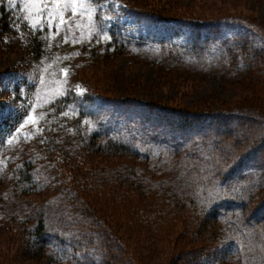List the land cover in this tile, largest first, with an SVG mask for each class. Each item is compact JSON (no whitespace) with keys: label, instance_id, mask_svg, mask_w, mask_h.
Here are the masks:
<instances>
[{"label":"trees","instance_id":"trees-1","mask_svg":"<svg viewBox=\"0 0 264 264\" xmlns=\"http://www.w3.org/2000/svg\"><path fill=\"white\" fill-rule=\"evenodd\" d=\"M131 9L143 17L171 19ZM7 19L2 4V31L10 29ZM176 20L191 33L189 40L176 46L183 51L206 47L204 35L220 30L213 23ZM201 30L207 32L201 35ZM250 35L252 30L243 28L226 37H211L221 40L228 59L232 62L236 55L240 72L254 79L256 108L209 112L121 101L128 109L139 107L142 125L149 123L152 134L159 135L161 143H155L151 155L138 147L135 135L94 118L75 95L53 97L37 143L56 155L58 163L60 155L74 183L76 190L69 193L68 233L51 236L42 215L30 228L26 219L9 216L0 229L11 232L14 255L0 252V264H7L6 259L28 264H149L168 245L171 258L161 264H230L238 259L243 239L264 233V36L255 40ZM31 44L34 50L40 48L35 40ZM102 52L103 60L122 50L112 53L103 48ZM121 103L112 118L122 109ZM109 128L117 132L107 135ZM73 136L79 153L62 151ZM96 155L116 163L105 170L88 165L87 173H79V165L90 164V157ZM214 184L221 189L214 196L205 195ZM35 186L30 174L18 177L16 187L23 194L38 195L40 189ZM232 225L237 230L227 234Z\"/></svg>","mask_w":264,"mask_h":264},{"label":"rangeland","instance_id":"rangeland-1","mask_svg":"<svg viewBox=\"0 0 264 264\" xmlns=\"http://www.w3.org/2000/svg\"><path fill=\"white\" fill-rule=\"evenodd\" d=\"M28 2L0 0L10 28H0V226L9 216H15L23 222L26 219L30 228L42 215L51 236L68 233L69 193L76 190L74 183L67 177L60 155L58 163L56 155H49L37 143L38 131L51 110L48 102L57 95L70 93L83 100V107L94 118L135 135L138 147L150 155L156 149L155 143H161L159 135L152 134L149 123L142 125L139 107L128 109L122 100L136 101L141 107L152 102L209 112L256 108L254 79L240 72L238 57L233 55L231 62L222 50L221 40L211 36L226 37L243 28H250V37L255 40L264 36V0H91L90 16L83 11L73 15L70 6L62 8L68 24L59 29L55 27L58 21L33 27L29 16L36 18V9L29 13L24 8ZM57 2L63 5L66 0H43L49 8L42 18L53 11L51 5ZM131 7L171 19L143 17ZM176 19L213 23L220 30L207 36V31L201 30L207 38L203 43L206 47L183 51L176 46L189 40L191 33ZM33 40L40 43L38 50L33 49ZM103 48L112 53L121 48L122 52L102 60ZM77 86L85 91L81 93ZM119 103L121 112L112 118ZM95 112L99 114L94 116ZM30 115L36 118L35 123L25 122ZM21 124L18 138L9 144L8 138ZM105 132L112 135L117 130L109 128ZM78 145L73 136L67 144L64 142L62 151L68 148L77 153ZM90 158V164L78 163L79 173H87L88 165L105 170L116 163L108 156ZM24 173L32 176L40 189L38 195H26L17 189L18 177ZM219 189L211 185L205 195L214 196ZM234 230L232 225L227 234H234ZM263 235L256 233L243 239L239 258L230 264H264ZM14 245L11 232L0 229V252L12 257ZM157 252L149 264L171 258L172 247ZM6 263L28 264L9 259Z\"/></svg>","mask_w":264,"mask_h":264},{"label":"snow or ice","instance_id":"snow-or-ice-1","mask_svg":"<svg viewBox=\"0 0 264 264\" xmlns=\"http://www.w3.org/2000/svg\"><path fill=\"white\" fill-rule=\"evenodd\" d=\"M70 6V9L73 13V15H79L80 12H86L89 16L91 15V12L89 11L92 7L91 0H66V2L62 5L61 3L57 2L51 5V8L53 11H48L47 17H43V13L49 8L48 4L43 3V0H29L28 3H25L24 8L31 13L32 10L36 9V18H33L32 16H29V20L33 27H37L45 22L47 23H53L54 21H58V23L55 24V27L59 29L61 25L67 26L68 22L65 20L64 17V11L63 9H68ZM43 83V81H42ZM79 91L83 93L85 90L82 88H79L77 86ZM57 94H60L59 92ZM36 122V118L32 115L26 118L25 122ZM23 128V124L20 125V127L16 128L15 133L8 138V143L11 144L14 139L18 138L19 133L21 132V129ZM27 138V137H26Z\"/></svg>","mask_w":264,"mask_h":264}]
</instances>
